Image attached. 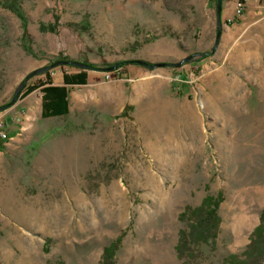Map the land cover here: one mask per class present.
Wrapping results in <instances>:
<instances>
[{
  "label": "rangeland",
  "instance_id": "rangeland-1",
  "mask_svg": "<svg viewBox=\"0 0 264 264\" xmlns=\"http://www.w3.org/2000/svg\"><path fill=\"white\" fill-rule=\"evenodd\" d=\"M237 1H221L217 44V0H21L24 39L0 6V107L23 83L0 110V264H99L117 237L113 264L245 249L264 209V0L234 18ZM61 58L102 70L69 88L67 114L41 117L24 85L44 75L25 76ZM133 59L164 64L103 69ZM61 65L55 78L80 70ZM218 193L214 241L179 258L178 215Z\"/></svg>",
  "mask_w": 264,
  "mask_h": 264
},
{
  "label": "trees",
  "instance_id": "trees-1",
  "mask_svg": "<svg viewBox=\"0 0 264 264\" xmlns=\"http://www.w3.org/2000/svg\"><path fill=\"white\" fill-rule=\"evenodd\" d=\"M237 2L245 4L246 0H238ZM0 6L12 12L19 20L22 29V38L25 37V30L29 23L27 14L25 13L21 0H0ZM59 25L58 15L53 16L50 22L40 21L38 29L41 32H57ZM26 50H28L26 48ZM29 51V50H28ZM67 59H57L54 63ZM45 66L46 69L38 74H43L44 77L39 79L38 82L24 85L25 92L29 93L36 88L41 91V117L62 116L68 113V91L67 85L80 84L83 85L87 82V70L79 68L77 72H64L63 85H53L51 81V68L52 65ZM133 63L132 60H123L117 63L118 69L124 64ZM68 64V63H66ZM64 64V65H66ZM63 66V65H61ZM88 69H100L94 65L88 64ZM34 74L32 76L38 75ZM30 76V77H32ZM29 77V78H30ZM13 103H7L3 108L11 106ZM125 109V108H124ZM4 149V145L0 140V151ZM222 201V194L217 195L207 194L202 199L201 203L197 206H186L183 211L178 215L179 221L186 223V228L180 229L178 239L175 246L179 258L190 256L194 247L210 243L214 241L218 225L220 222L218 216V206ZM121 241L117 237L109 245L104 247L101 261L99 264H113V255L118 248ZM223 264H264V209L259 215V222L251 232L249 243L240 254L230 253L223 258Z\"/></svg>",
  "mask_w": 264,
  "mask_h": 264
},
{
  "label": "water",
  "instance_id": "water-1",
  "mask_svg": "<svg viewBox=\"0 0 264 264\" xmlns=\"http://www.w3.org/2000/svg\"><path fill=\"white\" fill-rule=\"evenodd\" d=\"M221 1L222 0H217L216 2V14H217V31H216V38H215V44L218 43V40H219V37H220V26H221V21H220V13H221ZM185 59H188V58H185ZM133 63H136V64H140V65H143V66H146L148 68H155V67H158V66H161L163 65L164 63H154V64H150L149 62L145 61V60H141V59H133L132 60ZM68 63L69 65H73V66H76V67H79V68H82L84 70H87L88 69V64L87 63H84V62H80V61H75V60H60L56 63H54L52 65V67L54 66H57V65H60V64H66ZM117 67V63L112 65V66H109V67H106V68H103L105 71H110V70H113L114 68ZM46 69V67H41V68H38L32 72H30L29 74H27L25 76V79L29 78L30 76L34 75V74H38V73H41L43 72L44 70ZM23 86V83L20 84L19 88L16 90V92L14 93L10 103H14L16 98L18 97V94L20 93V89L21 87ZM3 109V107H0V110Z\"/></svg>",
  "mask_w": 264,
  "mask_h": 264
},
{
  "label": "crops",
  "instance_id": "crops-1",
  "mask_svg": "<svg viewBox=\"0 0 264 264\" xmlns=\"http://www.w3.org/2000/svg\"><path fill=\"white\" fill-rule=\"evenodd\" d=\"M248 0H246V2H247ZM229 12V11H228ZM227 12V15H229V13ZM224 14V9H223V11H222V15ZM223 17V16H222ZM53 73L54 72H52L51 73V81H52V84L53 85H63L64 84V82H63V73L61 74V77H57V78H55L54 76H53ZM87 80H88V73H87ZM87 83V82H86ZM85 83V84H86ZM77 85H80V84H73V85H67V87L68 88H70L71 86H77ZM84 85V84H83ZM68 94H69V91H68ZM40 111H39V113H40V116H41V105H40V109H39ZM31 111V110H30ZM68 111H69V103H68Z\"/></svg>",
  "mask_w": 264,
  "mask_h": 264
},
{
  "label": "built area",
  "instance_id": "built-area-1",
  "mask_svg": "<svg viewBox=\"0 0 264 264\" xmlns=\"http://www.w3.org/2000/svg\"><path fill=\"white\" fill-rule=\"evenodd\" d=\"M244 8V4H241L239 2H237V6H236V15L234 16V18H236L237 16H239V11L242 10ZM228 22H231V18L228 19ZM2 124L0 123V138L4 141H7L9 139V137L6 135L5 131L2 129Z\"/></svg>",
  "mask_w": 264,
  "mask_h": 264
},
{
  "label": "bare ground",
  "instance_id": "bare-ground-1",
  "mask_svg": "<svg viewBox=\"0 0 264 264\" xmlns=\"http://www.w3.org/2000/svg\"><path fill=\"white\" fill-rule=\"evenodd\" d=\"M241 13V10L239 11V14Z\"/></svg>",
  "mask_w": 264,
  "mask_h": 264
}]
</instances>
